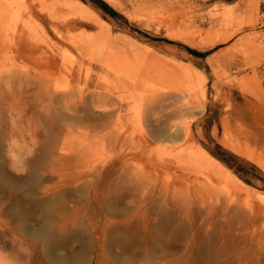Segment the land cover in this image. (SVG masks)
I'll return each instance as SVG.
<instances>
[{"label":"rangeland","instance_id":"rangeland-1","mask_svg":"<svg viewBox=\"0 0 264 264\" xmlns=\"http://www.w3.org/2000/svg\"><path fill=\"white\" fill-rule=\"evenodd\" d=\"M0 264H264V0H0Z\"/></svg>","mask_w":264,"mask_h":264},{"label":"bare ground","instance_id":"bare-ground-1","mask_svg":"<svg viewBox=\"0 0 264 264\" xmlns=\"http://www.w3.org/2000/svg\"><path fill=\"white\" fill-rule=\"evenodd\" d=\"M77 7V6H76ZM80 11L82 12V15H85L86 14V12H88V10H86V9H84V8H81L80 9ZM90 14V13H89ZM109 29V28H108ZM110 30V29H109ZM24 35H26V33L24 34ZM22 36V35H21ZM23 37V36H22ZM25 37V36H24ZM26 38V37H25ZM24 38V39H25ZM21 39H23V38H21ZM115 39L116 40H118V39H122V38H120V37H115ZM154 51V50H153ZM153 51H151L150 52V54L152 55V56H155V51L153 52ZM112 105L113 106H116L117 105V102H113L112 103ZM155 135H158V136H166L167 135V133L165 132V134H164V130H162V129H158V130H155ZM201 159L203 160V162H205V163H212V162H214L213 160H211V158H210V156L208 155V154H205L204 152L202 153L201 152ZM212 165H213V163H212ZM215 168H216V166L215 165H213ZM218 170V169H217ZM78 234V233H77ZM58 258V257H57Z\"/></svg>","mask_w":264,"mask_h":264},{"label":"trees","instance_id":"trees-1","mask_svg":"<svg viewBox=\"0 0 264 264\" xmlns=\"http://www.w3.org/2000/svg\"><path fill=\"white\" fill-rule=\"evenodd\" d=\"M105 6H106V4H105ZM111 12H114V11H112L111 9H109ZM115 14V13H114ZM191 52L192 53H195V54H198V55H200V56H204V55H206V53H201V52H199V51H197V50H193V49H191ZM227 162V161H226ZM233 168V167H232Z\"/></svg>","mask_w":264,"mask_h":264}]
</instances>
